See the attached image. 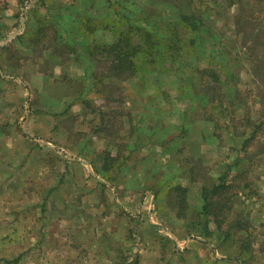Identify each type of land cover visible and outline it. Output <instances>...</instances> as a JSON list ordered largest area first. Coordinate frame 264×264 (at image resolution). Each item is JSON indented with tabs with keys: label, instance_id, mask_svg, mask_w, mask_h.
Wrapping results in <instances>:
<instances>
[{
	"label": "rangeland",
	"instance_id": "rangeland-1",
	"mask_svg": "<svg viewBox=\"0 0 264 264\" xmlns=\"http://www.w3.org/2000/svg\"><path fill=\"white\" fill-rule=\"evenodd\" d=\"M192 12L205 19L198 42L133 79L88 54L128 17L166 27ZM105 17L112 27L79 28ZM261 25L264 0H0V264H69L38 251L43 233L84 240L92 264H264ZM211 82L242 99L221 111ZM248 107L254 124L237 120ZM107 149L123 161L111 187ZM222 177L224 206L203 212L202 187Z\"/></svg>",
	"mask_w": 264,
	"mask_h": 264
},
{
	"label": "trees",
	"instance_id": "trees-1",
	"mask_svg": "<svg viewBox=\"0 0 264 264\" xmlns=\"http://www.w3.org/2000/svg\"><path fill=\"white\" fill-rule=\"evenodd\" d=\"M84 17V16H83ZM110 19V17H107ZM106 21L105 25L97 26L96 24H92L89 26L87 23L83 22L80 29H88L90 33H93L97 29H107L112 27L113 24ZM241 18V16H238ZM104 20H102L99 24H104ZM125 28H120L118 31V39L114 42L108 44H95L88 54L92 57L95 55H101L108 60L107 71L104 74L108 76H114L120 78L121 80H128L137 77L139 74H144L143 64L144 61L147 62H157L158 55L163 56L165 54L168 57L175 61L176 54L180 53L183 50V46L185 43L194 45L198 42V39L201 38V30L203 24H205V19L201 16H198L195 12L191 14L182 15L181 19L173 21L164 26H160L156 21H152L148 18H132L128 17L126 19ZM115 23V20H113ZM252 21L244 22V25L251 24ZM172 30L170 33L169 30ZM263 25H261V29H258V34H263ZM245 31V30H244ZM195 32V33H194ZM247 31L243 35L244 43L246 42V38L248 37ZM150 51H148L147 47ZM261 58V57H260ZM257 60H259V56L256 55ZM264 63L255 62L254 64V72L264 80V69H262ZM155 68V67H152ZM207 69V68H206ZM152 72V69H151ZM215 80H219L218 73L213 75ZM218 87L216 84L208 83L206 86L209 93V98L211 100H217L219 97L218 104L221 106V111L225 110L228 103L235 104L237 100L241 98V92L236 91V96L232 98H226L225 94H217L212 91V88ZM225 106V107H224ZM249 107L245 116L237 119L241 122L253 123L252 118L249 116ZM256 124V123H255ZM257 128H255L251 134L249 139L257 138ZM248 143V140H246ZM133 148V147H131ZM105 152V158L107 159L105 165L109 170L108 172H104L107 178L115 179L116 174L120 171L118 167L119 164H122L123 161H119L120 157L118 155H112L111 150L107 149ZM117 166V167H116ZM113 169H117L115 172H112ZM219 183H214L212 186H203L202 187V204L203 212L214 213L215 209H220V206H224L222 202L223 189H225L226 182H224V178H219ZM104 185V184H103ZM175 186V187H174ZM149 187V186H148ZM173 188L177 191L180 190V200H181V212L185 213L186 206H189L186 200L187 188L183 187L180 184L173 185ZM179 193V192H178ZM226 201V200H225Z\"/></svg>",
	"mask_w": 264,
	"mask_h": 264
},
{
	"label": "crops",
	"instance_id": "crops-1",
	"mask_svg": "<svg viewBox=\"0 0 264 264\" xmlns=\"http://www.w3.org/2000/svg\"><path fill=\"white\" fill-rule=\"evenodd\" d=\"M91 173L96 175L94 172H91ZM119 175L120 174L118 172V176ZM110 181H111V178H107L106 176H103V178H101L100 183L102 185L104 184L103 187H105V186L111 187L110 184H112V183ZM113 181H115V180H113ZM106 183H107V185H106ZM146 185H148V184H146ZM115 187L117 189L119 188L116 184H115ZM167 188H168V184L167 183L165 184V181H164L163 184L159 185L158 190H157L158 192L157 191L156 192L149 191L152 195V203L155 204V206H160V204L159 205H156V204L161 199V194L163 193L164 189H167ZM186 200H187V198H186ZM182 218H184V217H182ZM42 239L45 241L44 242L42 241V242L37 244L38 251L45 252L44 254H47L48 258L51 257L50 259L55 260V258L59 256L60 259L62 260V262H64V263H65V260L66 261L70 260V261H72V264H90V263L92 264L93 258L91 256L87 257L86 256L87 252H84V251H86L84 240L80 241V244L69 245L68 247H61V246L57 245V242L53 241L55 239L54 236H47L46 237V234L43 233ZM47 239H49V240H47ZM63 251H64V253H63ZM30 253L31 252H26L24 257L27 258V256H28V259L34 258L36 254L29 255ZM100 256H102L104 263L108 264V261H107L108 257L107 256L103 257L102 254ZM99 257H98V259H99ZM70 261H69V264H70Z\"/></svg>",
	"mask_w": 264,
	"mask_h": 264
},
{
	"label": "water",
	"instance_id": "water-1",
	"mask_svg": "<svg viewBox=\"0 0 264 264\" xmlns=\"http://www.w3.org/2000/svg\"><path fill=\"white\" fill-rule=\"evenodd\" d=\"M3 44L2 43H0V46H2ZM1 70V69H0ZM3 74V73H2Z\"/></svg>",
	"mask_w": 264,
	"mask_h": 264
}]
</instances>
